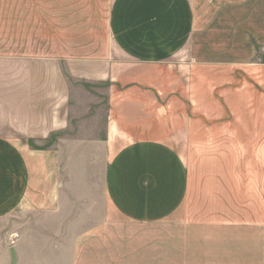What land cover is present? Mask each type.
I'll return each mask as SVG.
<instances>
[{"label": "crops", "instance_id": "crops-1", "mask_svg": "<svg viewBox=\"0 0 264 264\" xmlns=\"http://www.w3.org/2000/svg\"><path fill=\"white\" fill-rule=\"evenodd\" d=\"M85 2V48L0 58V264H264V0Z\"/></svg>", "mask_w": 264, "mask_h": 264}, {"label": "rangeland", "instance_id": "rangeland-1", "mask_svg": "<svg viewBox=\"0 0 264 264\" xmlns=\"http://www.w3.org/2000/svg\"><path fill=\"white\" fill-rule=\"evenodd\" d=\"M31 16H34V19L31 21L30 36L28 42L23 43L21 40V34L23 33V28L15 31L12 27H8L9 20H7L8 5L7 0H0V58L6 56L7 50H11L9 55H23L24 53L20 50L23 48L26 50L25 54L29 57L36 58H57V54H62V51L69 50L70 47H81L85 48L86 44V27L87 22V3L85 0H31ZM37 2H40L41 6L38 7ZM59 3V5H58ZM37 4L36 9L35 5ZM57 4V7H56ZM64 7L70 11L73 10L74 18L69 20L65 17ZM15 9H17V4H15ZM18 12H15V18L13 15L11 7V24L13 22L15 25L20 23L17 19ZM62 16V19H61ZM46 18L48 26L43 29L48 33L46 34V41L44 42V36L42 35L43 29L42 26L38 23V18ZM14 18V21H13ZM56 24H59L61 27V34L59 36L55 33ZM59 27V31H60ZM74 27V28H72ZM71 31L75 34V37H78V34L82 32V36L79 37L80 42H69V39L72 40ZM49 32H51L49 34ZM69 34V35H67ZM14 35V37H13ZM67 41H64L66 40ZM41 40V41H39ZM45 43V44H44ZM40 45V46H39ZM11 48V49H10ZM23 53V54H22ZM98 96H101L100 93H97ZM157 133V132H156ZM5 134V132H2ZM42 142V141H41ZM55 142L54 139H46L41 145L43 147H50ZM34 146H38L35 143H32ZM239 198L237 200H232L230 207L228 204H223L222 208L218 209H246L245 206V191L242 193V187H239ZM212 194L206 192V202H201V200L191 201L190 207L192 210H209L214 209L213 201L214 197ZM202 196V195H201Z\"/></svg>", "mask_w": 264, "mask_h": 264}]
</instances>
